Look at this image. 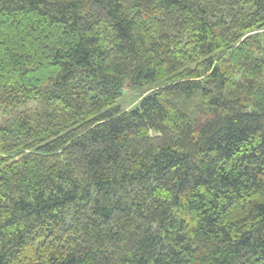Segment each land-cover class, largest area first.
Instances as JSON below:
<instances>
[{
  "label": "trees",
  "instance_id": "1",
  "mask_svg": "<svg viewBox=\"0 0 264 264\" xmlns=\"http://www.w3.org/2000/svg\"><path fill=\"white\" fill-rule=\"evenodd\" d=\"M0 264H264V0H0Z\"/></svg>",
  "mask_w": 264,
  "mask_h": 264
},
{
  "label": "rangeland",
  "instance_id": "2",
  "mask_svg": "<svg viewBox=\"0 0 264 264\" xmlns=\"http://www.w3.org/2000/svg\"><path fill=\"white\" fill-rule=\"evenodd\" d=\"M127 92L120 98V104L123 108L133 107L137 104V100L140 97L139 91L130 87H126Z\"/></svg>",
  "mask_w": 264,
  "mask_h": 264
}]
</instances>
